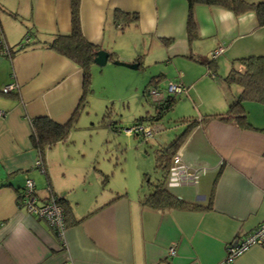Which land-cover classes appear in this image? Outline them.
Wrapping results in <instances>:
<instances>
[{"label": "crops", "instance_id": "1", "mask_svg": "<svg viewBox=\"0 0 264 264\" xmlns=\"http://www.w3.org/2000/svg\"><path fill=\"white\" fill-rule=\"evenodd\" d=\"M70 2L0 0L2 36L13 49L0 53V264H264L260 245L227 256L228 245L264 221V103L243 101L249 128L234 119H203L225 111L239 93V85L227 86L220 77L232 67L241 68L239 57L264 54V24L257 23L251 10L235 14L219 5L197 3L192 10L193 34L185 37L186 0H79L83 35L120 61L139 62V67L144 57L150 62L169 57L165 48L175 35L185 42L184 52L176 54L189 60L184 70L170 80L160 71L152 75L158 76V87L181 82L185 90L178 95L195 105V114L189 117L196 123L177 151L196 173V181L168 189L184 200L206 204L213 188L212 207L154 209L140 203L150 187L137 193L126 186L113 190L102 183L99 177L104 172L96 168L93 183L83 184L82 179L75 183L64 176L56 181L54 162L47 157L54 144L44 155V185L34 167L37 153L30 140V119L48 115L67 120L81 93L78 66L44 43L70 30ZM120 11L127 13L122 15L124 25L115 16ZM132 13L136 19H131ZM219 46L223 51L214 58L212 69L199 61ZM191 60L214 75L201 70L192 74ZM224 61L229 68L218 73V63ZM9 82L17 83V90L2 92ZM28 178L39 199L53 194L68 200L72 210L68 222L81 219L65 225L62 238L43 218L18 206ZM81 184H87L84 194L76 192Z\"/></svg>", "mask_w": 264, "mask_h": 264}, {"label": "rangeland", "instance_id": "2", "mask_svg": "<svg viewBox=\"0 0 264 264\" xmlns=\"http://www.w3.org/2000/svg\"><path fill=\"white\" fill-rule=\"evenodd\" d=\"M186 35L188 34L185 33V37ZM177 36L171 38L169 48H165L169 57L158 61L150 62L148 57H144L143 63L137 68L114 62L92 65V91L85 109L64 143L57 142L48 149L47 157L54 162L52 173L56 181L64 176L72 182L82 179L83 184L89 181L93 183L96 179L92 178L96 176L98 169L108 175V188L114 190L126 186L132 193H137L149 187L148 177L144 178V175H148L150 181L161 177V171L154 167V148L168 143L183 130L184 123L180 118L194 116L192 110L195 105L185 95L173 94L176 97L173 106L165 110L158 119L149 120L155 115L156 103L151 101L144 89L155 83L148 84L152 75L159 71L166 74V80H170L178 70H184L183 65L189 60L176 55L184 52L185 43L179 41ZM191 61L193 66H189L193 69L192 74L200 70L205 73L212 71V68L209 69L204 64ZM218 64L217 72L221 74L230 66L227 61ZM141 116L147 117L143 120L153 130L147 139L126 131ZM35 169L43 177L44 185V173ZM101 177L102 174L100 180ZM85 186L87 184H81L76 192L84 194Z\"/></svg>", "mask_w": 264, "mask_h": 264}, {"label": "trees", "instance_id": "3", "mask_svg": "<svg viewBox=\"0 0 264 264\" xmlns=\"http://www.w3.org/2000/svg\"><path fill=\"white\" fill-rule=\"evenodd\" d=\"M187 1V17H186V29L187 34L190 37L193 34V19L192 10L195 4H207V5H219L233 11L235 14H240L246 11H254L257 16V23L259 25L264 24V1L251 2L247 0H186ZM71 28L66 33H56L53 37L44 42L46 46L58 54L68 58L75 63L81 72V93L76 105L74 106L71 115L67 120L60 122L56 121L48 115H37L30 119V140L32 146L36 149L37 155L43 161L46 149L51 147L58 141H63L67 138L69 131L77 120V116L87 104L88 96L91 89V76L92 65L95 64V58L97 56L99 47L87 40L83 35L79 23V0H71ZM127 13L116 12V18H122ZM136 13H132L131 19H136ZM123 25L126 24L125 17H123ZM2 33V32H1ZM163 41L169 40V38L162 37ZM24 44H21L23 47ZM20 47V48H21ZM19 48V49H20ZM13 49L9 47V53H12ZM108 53V62H113L117 57L112 52ZM241 68H230L229 71L221 76L220 79L229 86L231 84H237L240 86L239 93L229 100L228 106L225 111L212 115H205L203 119L217 118L219 120H232L234 119L243 128L252 127L248 122L243 107V101H253L257 103H264V54H251L238 58ZM199 61L205 63L209 68L214 61V58H207L206 60L199 59ZM135 63V62H133ZM140 63L138 62V65ZM211 75H214L215 71H209ZM158 77V76H157ZM156 76H152L148 82L157 84L159 79ZM147 86L144 89L146 93ZM176 97L171 95L165 98L161 103H156L155 115L149 120H156L163 112L173 106ZM147 118L141 116L136 118V122L143 121ZM180 121L185 124L183 130L175 135L168 143L154 150V167L161 171V177L155 181H150L148 175H144L147 178V184L150 187V191L144 194L140 198L142 205L148 206L154 209H160L165 207L179 208V209H193V210H206L212 207L213 188L209 193V198L206 204H200L190 202L179 198L175 194L169 191L165 185L166 174L170 165L172 156L179 149L184 137L187 135L192 126L196 123V120L192 117H182ZM43 173L46 175V169L44 165ZM48 177V176H47ZM102 183H106L108 175L104 174L102 177ZM24 187V186H23ZM23 189V188H22ZM21 189V190H22ZM48 190L50 185L48 184ZM57 201L62 204L65 215V225L73 224L81 219H72L68 222L67 215L72 212L68 200L64 197L55 196ZM19 198V197H18ZM17 198V200H18Z\"/></svg>", "mask_w": 264, "mask_h": 264}, {"label": "built area", "instance_id": "4", "mask_svg": "<svg viewBox=\"0 0 264 264\" xmlns=\"http://www.w3.org/2000/svg\"><path fill=\"white\" fill-rule=\"evenodd\" d=\"M28 37L24 38V42ZM223 51L221 46L213 49L210 53V58H215ZM0 53L9 54V46L5 43L1 28H0ZM18 86L15 82H9L2 88V92H10L17 90ZM185 88L181 82L167 81L165 87H158L157 84L149 86L146 90V95L153 103H161L166 97L183 93ZM1 114V112H0ZM127 132H134L147 139L153 133L152 127L142 121L136 122L131 128H126ZM34 167L40 172L44 171V164L39 155H36ZM196 181V173L189 169L181 160L179 151L172 156L170 165L166 174V187H173L183 183H193ZM18 206L24 208L29 214L43 218L50 227L54 230L57 236L62 238L65 229L64 208L59 203L53 194H49L44 199H39L34 192V182L28 178L25 180L24 187L21 190L17 200ZM251 245L264 246V221H261L251 232L243 238L236 239L232 244L227 246V256L232 257L244 251ZM173 247L169 248V254H173Z\"/></svg>", "mask_w": 264, "mask_h": 264}, {"label": "water", "instance_id": "5", "mask_svg": "<svg viewBox=\"0 0 264 264\" xmlns=\"http://www.w3.org/2000/svg\"><path fill=\"white\" fill-rule=\"evenodd\" d=\"M107 59H108V53L105 50H100V51H98L97 56L95 58V63L99 64V65H102V64L106 63ZM113 62L115 64L126 65V66H128L130 68H137V66H138L137 62H135V63H127V62L119 61V60H115Z\"/></svg>", "mask_w": 264, "mask_h": 264}]
</instances>
